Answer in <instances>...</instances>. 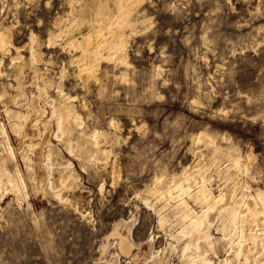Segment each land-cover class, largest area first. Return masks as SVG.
<instances>
[{
	"label": "rangeland",
	"instance_id": "rangeland-1",
	"mask_svg": "<svg viewBox=\"0 0 264 264\" xmlns=\"http://www.w3.org/2000/svg\"><path fill=\"white\" fill-rule=\"evenodd\" d=\"M68 4L0 0V28L10 27L14 44L23 48L31 30L41 40L55 31L53 20L67 13ZM134 16H146L147 21L137 23L127 42L128 67L103 62L98 80L81 79L74 65H66L63 73L64 90L75 96L72 102L83 130L105 132L101 145L112 151L118 176L113 177L111 164L94 147L88 153L99 161L69 152L50 130L54 161L71 162L65 170V178L72 177L63 189L65 200L47 187L37 163L31 188L17 151L28 196L0 197V264H143L171 240L159 225L156 207L148 203H164L163 211L172 209L167 211L174 219V201H159L150 190L169 185L197 150L204 152L201 165L210 171L214 193L233 183L238 192L245 184L252 192L264 189V0H144ZM55 46L41 45L44 58L53 62L40 64L37 78L26 63L0 52V92H6L5 104L0 100V121L7 123L6 105L19 108L10 98L20 88L27 97L38 93L34 80L39 76L47 81L48 95H55L61 61L77 53ZM22 53L28 56V48ZM39 100L36 104L45 106L48 117L50 108L44 97ZM200 130L214 143L192 141ZM10 139L17 146L15 136L10 134ZM230 152L242 154V159L251 153L247 170L229 167ZM214 158L221 160V167L211 169ZM116 222L138 245L132 249L135 260L119 253L108 236ZM170 261L177 262V257L171 255Z\"/></svg>",
	"mask_w": 264,
	"mask_h": 264
},
{
	"label": "bare ground",
	"instance_id": "bare-ground-1",
	"mask_svg": "<svg viewBox=\"0 0 264 264\" xmlns=\"http://www.w3.org/2000/svg\"><path fill=\"white\" fill-rule=\"evenodd\" d=\"M67 1L70 9L65 15L55 17L53 26L56 30H50L44 40L31 30L28 43L22 48L14 44L10 27L0 28L1 54H9L11 61H20L33 68L34 78H37L40 64L48 65L53 62L50 58H44L42 44L47 48L63 45L64 48L77 52L74 55L70 53L66 62L61 61V73L54 85L56 89L54 96L48 95L47 81L44 78L39 79L41 77L39 76L34 80L37 94L32 93L31 97H27L20 88L17 94L9 97L19 108L25 106V109H14L8 105L3 107L7 123L0 121V197L5 194H13L17 198L28 196L23 173L21 174V170L18 169L17 151L20 152V157L27 168V177L31 181L32 189L35 187L33 164L37 163L43 169L41 176L46 179L47 187L57 198L65 197L64 190L70 185L72 178L70 174L65 178V170L71 162L54 161V148L47 136L50 130L54 132L55 139L62 142L69 152L76 151L80 155L99 161L98 157L93 156L95 153L93 155L88 153L91 147H94L96 152L103 155L104 162L111 164L113 177L118 176L119 170L116 169L115 160L110 158L112 151L101 145L106 138L105 132L95 127L89 132L83 130L82 117L72 102L75 96L65 92L63 87L64 70L66 65H74L77 76L81 79L98 80L97 71L103 62L124 64L128 67L127 42L136 33L137 23L147 21L146 16L141 19L134 16L142 8L144 0ZM75 1L80 4L78 7H75ZM94 4L92 8L91 5ZM24 48H28V56L22 53ZM43 97L50 108L48 117L45 106L42 108L36 104V100ZM4 98L6 92L2 91L0 100L3 101ZM109 123L116 126L114 121ZM29 130L33 133L30 134ZM74 132H77L76 137L72 136ZM10 134L15 136L17 146L11 142ZM36 137L38 141H34ZM192 141L214 143L213 138L201 130L195 132ZM88 143L91 144L89 148ZM42 144L46 145V153L40 151ZM241 155L228 154L229 167L247 170V164L253 156L249 152L245 158L243 155L242 159ZM203 156L204 152L197 150L196 158L190 164L184 165L179 175L172 177L170 184L163 190L157 186L151 188V193L159 201L163 199L174 201V219H171L172 212L167 211L168 207V209L165 207V212L163 211L164 203H148L156 207L159 225L171 240L168 239L167 246L162 252L154 250V255L150 258L148 255L149 259L143 261V264H264V189L260 187L252 192L249 184H245L238 192L237 183H233L224 185L214 193L210 184V171L201 165ZM218 158L212 160L211 169L220 166L221 160ZM191 203L195 206L193 207ZM120 224L116 222L108 236L113 237L119 253L135 260L136 255L132 254V249L138 245L130 238L131 235L120 231ZM171 255L177 257V262L170 261ZM113 263H117V260Z\"/></svg>",
	"mask_w": 264,
	"mask_h": 264
}]
</instances>
